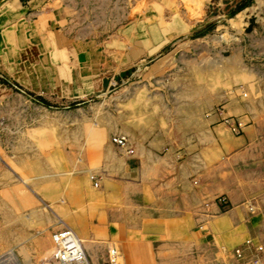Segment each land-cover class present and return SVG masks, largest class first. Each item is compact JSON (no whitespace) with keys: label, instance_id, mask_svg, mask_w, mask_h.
<instances>
[{"label":"rangeland","instance_id":"374dc122","mask_svg":"<svg viewBox=\"0 0 264 264\" xmlns=\"http://www.w3.org/2000/svg\"><path fill=\"white\" fill-rule=\"evenodd\" d=\"M78 64L92 90L79 71L56 85ZM183 175L192 190L206 178L185 206L207 222L152 223L153 194ZM215 198L234 210L213 217ZM65 227L90 264H233L264 248V0H0V262L60 264Z\"/></svg>","mask_w":264,"mask_h":264},{"label":"crops","instance_id":"0c3cea01","mask_svg":"<svg viewBox=\"0 0 264 264\" xmlns=\"http://www.w3.org/2000/svg\"><path fill=\"white\" fill-rule=\"evenodd\" d=\"M77 67V68H76ZM120 69V68H119ZM74 71H79L80 72V77H81V81H82V85L83 88L81 89L84 92L90 91L93 89V82H88L89 78L86 74L87 70L85 67L82 66V64H78L76 65L74 68L72 69H65L63 68V70L60 68H58L55 72V81H57L56 85H62V86H66L68 88H74L75 86L79 85L78 84V80L74 79L73 77V72ZM23 78L24 81H26L25 77H23L22 75L19 76V79L21 80ZM94 80L97 81L99 80V78L97 76L94 77ZM99 87L101 86H105V81L102 80V82H100L98 84ZM80 90V89H79ZM249 138H244L245 142H248ZM235 143V142H234ZM233 143V144H234ZM262 172V171H261ZM202 177V176H201ZM206 182V178L202 181H200L201 183V187L197 190L194 189L192 190V185H191V181L187 180V176L183 175V179H180V184L178 186H174V188L172 190H168L167 192H163L160 191L158 194H153V196L155 197L154 199L157 200L153 203L152 206V210L150 213V218L152 223L156 224H170V225H174L175 223H184V225L186 224H190L191 222H195L198 221L200 219V223H206L208 220V213L205 211L200 212V214H196L194 213L195 211L197 212V209L201 210V206L202 204L199 206V208H194L192 209V207L187 208V206H185V203L188 201L191 202H201L202 203V198L203 196L206 194L205 192V188L202 185ZM219 188V190L217 191H221V192H225L227 195L231 194L230 199H235V201L240 200V196L241 194L238 191H235V189H233L232 187L229 188L228 184H224L223 182L219 183V186L217 187ZM194 192L195 195L192 193ZM230 192V193H229ZM183 200V201H181ZM231 201V207H230V212L234 210V206H233V201ZM188 203V202H187ZM198 203L194 204L193 206L195 207ZM190 206V205H189ZM212 211H213V217H215L214 213L220 212L221 215L217 216L219 219L223 218L224 216H226L227 214H229L230 212H226V214H224L219 206V204L217 203V198H215L213 200V204L211 205ZM233 208V209H232ZM204 209V208H203ZM184 212L183 214L180 212ZM189 211V212H188ZM194 211V212H193ZM186 212H188L189 216L187 217ZM212 217V216H210ZM149 219H147L146 221H148ZM65 224V223H64ZM80 233V235H82V231L83 228H81L80 230L77 229ZM195 237H197V239L202 240L201 238L202 233H196L194 234ZM86 241L87 239L82 236ZM88 247V241L86 242V246L85 249L87 251ZM88 254V251H87ZM90 261V260H89Z\"/></svg>","mask_w":264,"mask_h":264},{"label":"built area","instance_id":"2783aa9c","mask_svg":"<svg viewBox=\"0 0 264 264\" xmlns=\"http://www.w3.org/2000/svg\"><path fill=\"white\" fill-rule=\"evenodd\" d=\"M226 124H230V128L235 135H241L244 132L245 125L240 120L234 122L232 120H227ZM127 142L128 141L125 136H115L113 138V143L119 147H126ZM218 201L221 210L226 212L230 209V203L227 198H221ZM54 242V259L57 262L78 264L85 261L87 256L85 247L77 234L71 228L65 227L59 230L54 235ZM251 247L252 244L249 242L247 246L237 249L234 253L233 264H264L263 247H259L256 250V256L253 259H245V254L248 250L251 251Z\"/></svg>","mask_w":264,"mask_h":264},{"label":"bare ground","instance_id":"6f19581e","mask_svg":"<svg viewBox=\"0 0 264 264\" xmlns=\"http://www.w3.org/2000/svg\"><path fill=\"white\" fill-rule=\"evenodd\" d=\"M78 236V235H77ZM79 237V236H78ZM80 239V238H79ZM81 240V239H80ZM81 242H82V240H81ZM83 243V242H82ZM83 245H84V243H83ZM84 247H85V245H84ZM86 250V249H85ZM87 252V251H86ZM60 264H73V263H63V262H59ZM0 264H3L2 262H0ZM78 264H90L89 263V258H88V254H87V256H86V259H85V261L84 262H80V263H78Z\"/></svg>","mask_w":264,"mask_h":264}]
</instances>
